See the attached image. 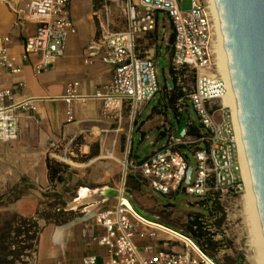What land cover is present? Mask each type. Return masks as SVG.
Returning a JSON list of instances; mask_svg holds the SVG:
<instances>
[{"label": "built area", "instance_id": "obj_1", "mask_svg": "<svg viewBox=\"0 0 264 264\" xmlns=\"http://www.w3.org/2000/svg\"><path fill=\"white\" fill-rule=\"evenodd\" d=\"M14 1L20 3L15 7V26L22 18L36 22L34 31L24 38L23 55L28 57L37 53L34 71H44L64 52L67 36L75 30L68 8L69 0ZM182 1L101 0L100 9L94 11L98 30L85 46V60L98 56L112 64L111 74L91 93L78 91V79L69 80L62 98L66 102L67 120L74 119V100L99 99V117L115 122V131L121 128L124 113L128 111L131 124L127 147L119 159L121 189L124 190L127 176L133 175L164 194H197L202 196L201 204L208 211L191 212L188 217L199 214L201 219H212L220 213L218 206L224 210L237 206L244 181L233 115L221 99L227 86L217 65L211 2L188 0L189 5L183 6ZM117 11L120 26L112 27L115 17H118ZM165 16L173 24L169 43L172 69L177 73L182 68H189L195 74V82L189 90L179 83V77L176 85L171 82L173 91L182 90L174 100L175 113L180 117L191 103L198 122L189 115L181 130L167 121L159 123L158 130L165 137L164 142L140 157L131 148L132 121L140 113L141 106L161 89L155 56L159 51L155 31L159 18ZM10 41L9 33L0 34V65L17 72L21 66L14 64V56L8 51ZM15 86H26V80H17ZM36 100L37 96L33 95L16 98L11 87L0 88V139L16 136L20 110L34 111ZM74 137H68L64 143L51 140L50 147L54 151L61 148L66 152ZM53 154L60 156L56 152ZM191 156L195 163H192ZM190 165V178L186 180ZM91 216L100 229L89 237L105 247L104 264L221 262L217 254L207 251L208 242L204 238L197 239L183 227L175 228L184 232L186 238H180L176 233L169 234V229L141 215L132 205L124 203L120 195L114 201L95 208ZM206 227L207 234L219 244L221 240L215 236V224H207ZM96 261L97 256L93 253L82 256L84 264Z\"/></svg>", "mask_w": 264, "mask_h": 264}, {"label": "crops", "instance_id": "obj_2", "mask_svg": "<svg viewBox=\"0 0 264 264\" xmlns=\"http://www.w3.org/2000/svg\"><path fill=\"white\" fill-rule=\"evenodd\" d=\"M83 3L85 11L80 7ZM17 4L0 0V34H10L8 51L14 56V64L21 66L15 72L0 65V88L11 87L16 98L33 95L37 100L34 111L20 110L16 136L0 139V264H84L82 256L86 253L97 256L93 264H104L105 247L89 237L100 229L94 218L72 221L95 202L92 186L67 171L63 181L51 184L45 160L51 140L62 141L80 132L92 140H102L104 131H115V122L100 119L99 99L74 100V119L67 120L62 98L69 80L78 79V91L91 93L111 74L112 64L98 56L85 60V46L98 30L94 11L100 9L101 0H69L75 30L68 34L64 52L41 72L33 68L37 53L23 55L24 38L34 31L36 22L22 18L15 26ZM76 7L84 19L78 26L80 32L71 12ZM117 14L114 24L119 27V11ZM20 79L26 80V86H15ZM84 147L89 150V142ZM114 200H103L96 208Z\"/></svg>", "mask_w": 264, "mask_h": 264}, {"label": "rangeland", "instance_id": "obj_3", "mask_svg": "<svg viewBox=\"0 0 264 264\" xmlns=\"http://www.w3.org/2000/svg\"><path fill=\"white\" fill-rule=\"evenodd\" d=\"M84 4L80 5V7H83V11L86 9ZM182 5L188 6L189 1L183 0ZM71 12L78 27L82 22L81 20H84L80 16V10L76 7ZM112 27H117V25L112 23ZM77 30L78 32L82 31L79 27ZM155 32L159 49L158 52H155V56L161 89L146 104L141 106L140 113L135 116L134 122L132 121L131 148L140 157L147 155L164 142L165 137L159 135V123L167 121L181 130L186 125L189 115L195 122H198V115L191 103H189L188 109L180 117L177 116L172 106L167 103L169 92L164 87L167 81H170V85L172 83L176 85L179 77V83L185 85L187 90L192 88L195 82V74L189 68H182L177 73L174 70V73L170 71L171 53L169 42L173 33L171 19L168 16L159 18ZM67 77H73V74H67ZM130 124L131 116H129L126 110L121 128L117 134L116 144L114 143L116 133L111 129L108 132L104 131L102 140L100 137L92 140L90 136H83L85 132H80L70 135L75 136L79 134L78 140L73 145L71 143L68 144L66 152L61 148L54 151L50 147L51 141H49V152L47 154L66 162L68 164L67 173H71L73 177L83 180L88 186L94 187L108 184L121 187L122 178L119 159L123 156L127 147V133ZM113 126L114 123L110 125V127ZM67 139L68 137L62 140L63 143ZM87 142L90 144L89 150L84 149V143ZM87 151H92L95 154L87 158L83 155ZM53 152L58 153L63 158L54 155ZM108 155H114L115 158ZM191 161L192 163L196 162L193 156H191ZM108 167H111L112 170H108ZM124 190L130 193L139 205L157 215L165 223L169 225L173 224L172 226L174 227L186 228L185 223L189 220L188 215L191 212L208 211L201 204L202 196L200 195L188 192H179L175 195L164 194L133 175L127 176ZM218 208L220 213L216 218L210 219L209 217H205L207 224H215V236L221 240L214 248L213 253L217 254L219 260L224 264H237V261H239L238 264H254L247 250L248 229L241 196L238 199L237 206H232L228 210H224L221 206H218Z\"/></svg>", "mask_w": 264, "mask_h": 264}, {"label": "water", "instance_id": "obj_4", "mask_svg": "<svg viewBox=\"0 0 264 264\" xmlns=\"http://www.w3.org/2000/svg\"><path fill=\"white\" fill-rule=\"evenodd\" d=\"M215 4L264 242V0H215ZM167 84L170 85V81ZM191 169L190 165L186 180L190 178ZM90 192L96 194L95 202L72 221L90 217L97 203L120 195L126 196L141 215L167 224L139 205L121 187L105 184L90 188Z\"/></svg>", "mask_w": 264, "mask_h": 264}, {"label": "bare ground", "instance_id": "obj_5", "mask_svg": "<svg viewBox=\"0 0 264 264\" xmlns=\"http://www.w3.org/2000/svg\"><path fill=\"white\" fill-rule=\"evenodd\" d=\"M210 2L212 6V11H213V16H214V25H215L214 42H215V49H216V56H217V65H218L219 72L223 76L226 86H227V90L222 95L221 99H222L223 104H226L230 107V110L233 115V120H234V125H235V130H236V138L238 142V156H239V161L241 164L242 177L244 181V188H243V192L241 195V203H242L244 216L246 219L247 229H248L247 250H248L250 257L253 259L254 264H264V242H263L262 232L260 229V223H259L258 213L256 209L254 194L252 190L249 169L247 166L246 157L244 153L243 141H242V136L240 132L238 116L236 114L231 82H230V78L228 74V67H227V62H226V57H225L223 38H222L220 25H219V16H218L215 0H210ZM108 156L115 158L114 155H108ZM108 170H112V168L108 167ZM122 200L127 205H132L130 200L126 196H122ZM156 224L162 226L163 228L169 229L170 230L169 234L171 235L176 233L180 238H186V236L183 233H181L179 230L169 225H166L161 222H158Z\"/></svg>", "mask_w": 264, "mask_h": 264}, {"label": "trees", "instance_id": "obj_6", "mask_svg": "<svg viewBox=\"0 0 264 264\" xmlns=\"http://www.w3.org/2000/svg\"><path fill=\"white\" fill-rule=\"evenodd\" d=\"M172 39V35L170 37ZM171 42V40H170ZM169 42V43H170ZM170 71H173L172 67H170ZM176 77V76H175ZM164 87L168 90L169 96L167 97V103L172 106V108L175 110L174 106V100L175 98L182 93V90L179 89L178 91H173L169 84H164ZM159 135H162V133L159 132ZM79 134L75 135L73 140L70 142L71 145H73L78 139ZM87 158H90L94 155V152L87 151L83 154ZM46 166H47V175L49 182L51 184H55L56 182L63 181L65 178V172L67 171L68 164L66 162H63L61 160H58L57 158L47 154L46 155ZM220 218V217H219ZM218 218V220H219ZM173 225V224H170ZM186 230L190 231L194 237L197 239L204 238L208 242L207 244V251L211 254H213V250L218 244L216 241L212 240L211 236L208 235V229H207V221L205 219L199 218V214H195L192 218H189V220L185 223ZM194 225H196L194 227Z\"/></svg>", "mask_w": 264, "mask_h": 264}, {"label": "flooded vegetation", "instance_id": "obj_7", "mask_svg": "<svg viewBox=\"0 0 264 264\" xmlns=\"http://www.w3.org/2000/svg\"><path fill=\"white\" fill-rule=\"evenodd\" d=\"M238 264V263H237Z\"/></svg>", "mask_w": 264, "mask_h": 264}]
</instances>
